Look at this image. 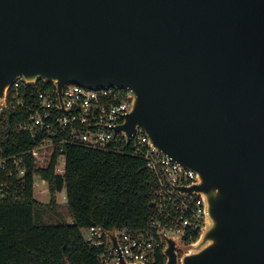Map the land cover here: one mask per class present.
Wrapping results in <instances>:
<instances>
[{"label":"water","instance_id":"95a60500","mask_svg":"<svg viewBox=\"0 0 264 264\" xmlns=\"http://www.w3.org/2000/svg\"><path fill=\"white\" fill-rule=\"evenodd\" d=\"M18 77L130 88L115 129L197 173L205 225L162 264H264V0H0L1 101Z\"/></svg>","mask_w":264,"mask_h":264},{"label":"built area","instance_id":"2783aa9c","mask_svg":"<svg viewBox=\"0 0 264 264\" xmlns=\"http://www.w3.org/2000/svg\"><path fill=\"white\" fill-rule=\"evenodd\" d=\"M39 82V81H38ZM27 84L23 77L15 78L0 100V127L10 126L13 113H19L22 121L13 131L26 133L34 144L20 152H4L0 148V170L9 177L23 178L27 171V158L36 166L46 165L54 148L59 151L56 165L65 162L67 145H78L93 150L126 153L144 160L147 172L156 182L154 212L145 227L116 230V247L112 245L107 230L99 226L87 228L86 241L102 248L100 264H114L124 260L128 264H159L165 238L172 237L184 242L201 232L206 221L203 197L194 192L178 190L191 187L197 182V173L181 167L178 162L156 149L140 126L128 141L123 131L115 127L130 112L135 94L128 87H86L68 83L61 90L55 86ZM44 83V82H43ZM10 112L8 121L7 113ZM131 146L130 149H127ZM45 185V180L41 179ZM33 177V188L39 189ZM3 183L0 184V197ZM64 205L67 201H63Z\"/></svg>","mask_w":264,"mask_h":264},{"label":"trees","instance_id":"16d2710c","mask_svg":"<svg viewBox=\"0 0 264 264\" xmlns=\"http://www.w3.org/2000/svg\"><path fill=\"white\" fill-rule=\"evenodd\" d=\"M42 84L52 86L38 82ZM20 121L19 113L14 112L10 126L0 127V148L4 152H20L34 144L28 134L13 131ZM58 154L54 148L44 166H36L27 158V171L20 179L0 170V184H4L0 197V264H100L102 248L90 245L82 229H140L153 214L155 208L149 204L155 199L156 182L150 178L143 159L129 152L67 145L65 162L60 167L56 165ZM35 175L45 180L51 204L56 193L65 190L72 222L35 223L37 213L43 210V204L34 196ZM197 237L195 233L183 243L189 244ZM164 260L159 253L158 263Z\"/></svg>","mask_w":264,"mask_h":264},{"label":"rangeland","instance_id":"374dc122","mask_svg":"<svg viewBox=\"0 0 264 264\" xmlns=\"http://www.w3.org/2000/svg\"><path fill=\"white\" fill-rule=\"evenodd\" d=\"M35 180L39 183L37 185L39 189L47 187L46 184H41V180L39 179L38 175H35ZM34 196L41 204H43V210L37 213L38 217H35V223L54 225L63 222H72V217L69 214L67 206L62 203L63 201H66V193L64 189L56 193L54 204L50 203L49 191L38 193L37 190L34 189ZM81 232L85 238L89 235L87 229H82Z\"/></svg>","mask_w":264,"mask_h":264}]
</instances>
